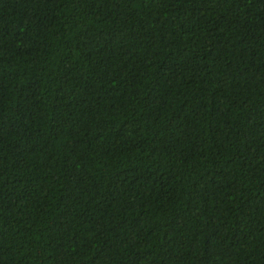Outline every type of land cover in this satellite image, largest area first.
Wrapping results in <instances>:
<instances>
[{
    "label": "trees",
    "instance_id": "16d2710c",
    "mask_svg": "<svg viewBox=\"0 0 264 264\" xmlns=\"http://www.w3.org/2000/svg\"><path fill=\"white\" fill-rule=\"evenodd\" d=\"M0 264H264V0H0Z\"/></svg>",
    "mask_w": 264,
    "mask_h": 264
}]
</instances>
